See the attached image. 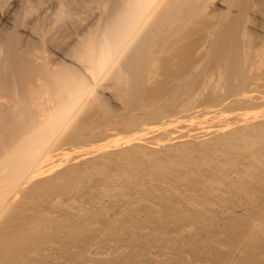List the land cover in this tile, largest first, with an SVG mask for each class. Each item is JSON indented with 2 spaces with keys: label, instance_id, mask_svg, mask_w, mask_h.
Wrapping results in <instances>:
<instances>
[{
  "label": "bare ground",
  "instance_id": "obj_1",
  "mask_svg": "<svg viewBox=\"0 0 264 264\" xmlns=\"http://www.w3.org/2000/svg\"><path fill=\"white\" fill-rule=\"evenodd\" d=\"M258 103L264 104V0H0V264H36L48 252L88 263L92 243L105 244L134 219L128 226L114 217L113 225L104 220L105 206L92 216L84 206L101 205L108 190L139 191L142 175L151 182L169 172L168 164H184L182 177L209 181L230 179L226 164H264V120L241 118ZM182 119L217 124L205 138L168 131ZM154 127L161 133L144 138ZM123 129L133 137L119 148L93 158L86 156L91 150L75 154ZM149 190L163 193L153 184ZM242 206L246 215L264 211V203ZM170 207L156 216L161 236L174 215ZM246 221V230L264 225V218ZM251 259L239 264L263 263Z\"/></svg>",
  "mask_w": 264,
  "mask_h": 264
},
{
  "label": "rangeland",
  "instance_id": "obj_2",
  "mask_svg": "<svg viewBox=\"0 0 264 264\" xmlns=\"http://www.w3.org/2000/svg\"><path fill=\"white\" fill-rule=\"evenodd\" d=\"M220 93H222V92H220ZM105 95L107 97H109L111 101H112V99H114L113 95H111V92L109 93L107 91V92H105ZM115 101L116 100L114 99L111 103V104H113V106L116 104ZM243 113H244L243 114L244 116L243 117L240 116V117L246 121L248 120L247 122H251V121L256 122L258 120L259 121L264 120V116H263L264 115V104H261V103L254 104V105L250 106L248 109H245V111ZM258 117H260V118H258ZM247 118H249V119H247ZM251 118H252V120H251ZM253 119L254 120L256 119V120L254 121ZM183 120L184 119H182V121ZM196 120H198V119H196ZM196 120H193L192 122L191 121H187V122L181 121L177 124L175 123L169 127L168 131L173 132L174 135H181V136L186 135V134L190 135V134L198 132L199 136H201L203 134L202 138H205V134L210 129V128H208V126L210 127V126L217 124L215 121L216 119L215 120H206L202 124H198V123L194 122ZM217 122L222 124L221 121L219 122L217 120ZM135 129L136 128H133V131ZM155 129H157V130H155ZM118 130L122 131V129H118ZM123 130H124L123 132L118 131V133L115 131L112 132V134H113L112 136L103 138L102 141L100 140L101 142H97L99 145L95 143L96 145L94 144L95 146L94 145L92 146V144H93L92 143L91 146H87V145H86L87 147L83 146L82 147L83 149H80L79 150L80 152L75 153V154L79 155L80 153H89V151L91 150L92 153L90 151V154L86 155V156L89 158H93L96 155L102 153L103 151H107V150L112 151V149L113 150L117 149V148H119V144L123 143L127 139V137H133V134L131 132H129V131H131L130 129L129 130L123 129ZM152 130H155V131H152ZM148 131H147L148 132L147 136L145 135L144 138L146 137V138H149L150 140H153L156 136H158L161 133V129H158L155 127L150 128V130L148 129ZM150 131L152 133H150ZM204 131H205V133H204ZM120 132H121V134L116 136V134H119ZM127 134H129V135H127ZM116 137H118V138H116ZM117 139H118V141L115 142V140H117ZM149 139H147V140H149ZM109 142H110V144H109ZM122 146H123V144H122ZM95 147H96V149H94ZM216 155H218V158H220L221 160L223 159V156L219 157V155H220L219 153ZM182 159H183V157H180V161ZM80 160H82V159L80 158ZM176 164H175V167L173 166V164L172 165L165 164L168 166L167 169H170L169 172L165 176L159 177V176L155 175L151 182L147 177H145V175L144 176L142 175L139 178L138 182L141 184L144 180L145 181L142 183L143 187L140 188L141 190L139 189V191L124 190L123 195H120V194H116V193H118L117 191L108 190L105 194L103 193V195H105V196L102 197V204L101 205H98L100 203L96 204L97 202L94 201L96 204V205L94 204L95 206L94 205L92 206L91 202L89 205L84 206L85 208L88 207L86 210L89 209L88 211L91 212V213H89L90 215L91 214L95 215V211L99 212L98 210L101 209L100 207H102V205L105 206L106 208L103 210L105 212L104 215L106 214L104 220H107L106 218H108L107 221H110V219H112V220L115 219L114 217H116V219L120 218L119 220L121 223L118 222V224L119 223L122 224L124 222L125 224H122V225H128L129 226L130 222L128 224V221L130 220V217L132 218L130 221H132L133 219L135 220V221L134 220L132 221L134 223V225H135V222H139V220L142 221L143 224L146 221H147L146 223H150V224H147V228L150 227V229L146 228V224H144L145 227L142 225L144 228L141 229V228H139L137 223H136V225L138 227H136V225L134 226L132 223L130 226V229L126 226L127 229L123 228L124 230L122 229L120 234H119V232H116V234H119V235L115 236L114 238L113 237H109V239L107 238V241L105 242V244L100 243V242H97V243L94 242V245H93V243H92V245L89 248V253H90L92 258L90 257V261L86 264H128V263L129 264H232V263L233 264H239L242 262V259H244V258H250L251 259V257H252L251 260H253L254 258L255 259L257 258L256 260H253V261H260V263L263 262L262 264H264V241H263L264 240V237H263L264 236V234H263L264 225H263L262 229H260L258 232L255 229H253V230L247 229L246 230L247 226H244L248 223V221H246V220L250 219V218H251V221L254 220V221H256V223L259 222L261 218H264V211L259 212L261 215L255 213V212L253 214L252 213L249 214L246 212L247 214H249V215H246L244 213L243 208H242L243 207L242 205H244V204L249 205V206L250 205H256L259 207H261V205H263V203H264L263 202L264 201V177H263L264 176V164H260V165L255 164V166L253 164H250L251 167L250 166H249L250 168L247 167L249 169H246V170L244 169L245 171L248 170V172H247L248 176H246L247 173L243 170V168L241 166H239L242 164H239V165L238 164H229V167L226 164V169L228 168V170H227L228 175L230 176L233 174L232 177H230V179H229L228 177H226V178L222 177L223 175L221 176V174H220V175H217V177H215V178L211 177L212 180L211 179L210 180L213 183L211 181L207 180L209 177L206 178L203 174L201 175V177L199 175H198V177H196L197 175H194V177L192 175H187V177H186L185 176L186 174L184 172H187L188 168L185 169L184 164H181L182 166L180 164H177V165ZM111 165H110V168L107 169V171L111 169L109 172L113 173L112 171H114V169L117 166H115L116 164L112 165V166ZM120 165L122 166L124 164H120ZM235 165H236V167H233ZM171 166H172V168H171ZM230 166H232V167H230ZM181 167H183L184 169H181ZM236 168H239V169H236ZM183 170H186V171H183ZM252 170L253 171L255 170L256 172L255 171L252 172ZM180 172H182V174ZM239 172H241V173L243 172L244 173V174H242L243 176L241 175L239 177H236V176L240 175ZM176 173H177V175H176ZM183 174H185L184 177H182ZM256 174H258V175H256ZM93 175L96 177L95 174H90L89 176L92 177V179H93L94 178ZM87 176L88 175H86V178H88ZM255 176H256V178L254 179ZM142 177H143V179H142ZM155 177L157 180L155 179ZM240 177L241 178L244 177L245 179L244 178L241 179ZM178 178H179V180H177ZM235 178H238V179L236 180ZM95 179L96 178H94V180ZM189 179H190V181H189ZM205 179L207 180V182L204 181ZM84 180H83V182H84L83 185L85 186L87 184L86 185V189H87L88 183H87V180L86 181H84ZM238 180L240 181V183H242V185L238 182ZM75 182H77V181H75ZM203 182H206V183H204L205 186L203 185ZM246 183H248L250 186ZM152 184H153V186L156 185L157 188L159 187L160 189H162V192H163V193L161 192L162 195L157 194L156 196H152L149 193V191H150L149 189H150V186ZM244 184H246V186ZM210 185H212L211 186L212 188L210 187ZM240 185H241V188H243V186H244V188H243L244 190L242 192L238 191V188H237V187L240 188ZM207 186H209V188H211L213 190L212 192H214V191L215 192L212 193L211 190H209V188ZM249 188H250V190H249ZM259 189H260L259 194H256V193H258ZM96 191H94L93 195L100 194L99 190H96ZM147 191H148L149 195H147ZM144 192L146 193V195ZM247 192H248V194H247ZM113 193H115V194H113ZM142 193H143V195H142ZM245 193H246V196H245ZM252 195H254V196L256 195V196L254 197ZM99 196H101V195H98V197ZM140 196H141V198H140ZM242 196H244L246 198H244ZM249 196H250V198H249ZM157 197H158V199H157ZM252 197H254V198H252ZM163 198H165V200L167 198V203L164 201ZM226 198H227V200H226ZM250 200H252V203ZM256 200L258 202H256ZM221 201H222V203L225 202V203H223L224 205L221 203ZM230 201H231V203H233L234 207L231 206L232 204H230ZM140 202H142V203H140ZM240 202L243 204L239 207V205L241 204ZM255 203H257V204H255ZM153 204H154V206H153ZM236 204H238V205H236ZM170 205H171V207H170ZM235 205L238 207H236ZM167 206H169L171 208V210L174 212V215L172 214V216L168 217L169 224H168V222H167V225L164 224L165 225L164 228H165L166 232L165 231L162 232L163 235L161 236L160 231H162L163 228L160 227L161 230L158 229L160 225H159V222H158V219L156 218V216L158 214L164 215L166 212L168 213L169 207L167 208ZM97 208H100V209L96 210ZM90 209H92V210H90ZM167 209H168V211H167ZM74 210L75 209H73V211H72L73 213H74ZM230 210H232V211H230ZM223 211L226 212V214ZM97 212H96V214H97ZM121 212H123V213H121ZM162 212H164V213L162 214ZM175 212H176V214H175ZM141 213H142V215H141ZM180 213H183V214H180ZM241 213H243V214H241ZM153 214H155V215H153ZM258 216H260V219L258 218ZM185 217H187V218H185ZM255 217H256V219H255ZM155 218H156V220H154ZM145 219H146V221H144ZM112 220H111V223L112 222L114 223L115 220H113V221ZM119 220H117V221H119ZM126 221H127V224H126ZM151 227H153V228L151 229ZM154 227H156V228H154ZM133 228H135V229H133ZM155 229H158L160 231L157 230V232H155ZM141 230L143 231V233L141 232ZM147 230L149 232L151 230L152 232H150V234L153 233V235H150ZM261 230H263V231H261ZM251 231H253V232H251ZM244 232H245V234H244ZM164 233H166V234L164 235ZM131 234H133V235H131ZM154 234H156L157 236ZM247 234L249 236H251V238H253V239L252 240L249 239V236ZM254 235H255V237H253ZM130 236H131V238H130ZM144 237L146 238V240ZM147 237H148V239H147ZM112 239H114V240L116 239V241H114ZM112 241H113V243L111 245V243H109V242H112ZM120 241H122V242L124 241V242L122 243ZM258 243H261L262 245L258 244ZM113 244H115V246ZM124 244H125V246H124ZM127 244H129V245H127ZM207 245H208V247H207ZM209 251H211V253ZM107 252H108V254H106ZM50 253H52V252H50ZM50 253L48 252L49 255H47L48 257H46V260L38 262L36 264H71V262L69 261L70 258L68 259V257H65L66 255L60 256V255H56L53 253H52L53 255H51ZM101 253H103V254H101ZM200 253H201V255H200ZM63 254H66V253H63ZM249 254H251V256ZM103 255L105 257H103ZM260 256H263V260H262V257H260ZM34 257H36V256H34ZM74 263L85 264V263H81V260H78V262H74Z\"/></svg>",
  "mask_w": 264,
  "mask_h": 264
}]
</instances>
